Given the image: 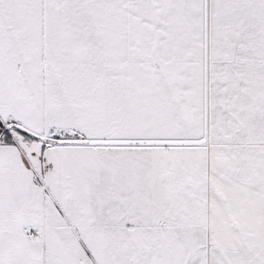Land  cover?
<instances>
[{"label": "snow or ice", "instance_id": "1", "mask_svg": "<svg viewBox=\"0 0 264 264\" xmlns=\"http://www.w3.org/2000/svg\"><path fill=\"white\" fill-rule=\"evenodd\" d=\"M0 264H264V0H0Z\"/></svg>", "mask_w": 264, "mask_h": 264}]
</instances>
